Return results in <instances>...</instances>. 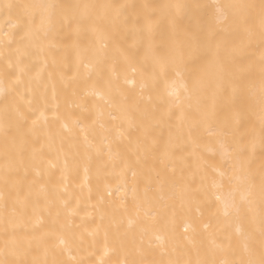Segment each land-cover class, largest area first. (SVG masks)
Listing matches in <instances>:
<instances>
[{"label": "bare ground", "instance_id": "6f19581e", "mask_svg": "<svg viewBox=\"0 0 264 264\" xmlns=\"http://www.w3.org/2000/svg\"><path fill=\"white\" fill-rule=\"evenodd\" d=\"M190 2L0 0L17 6L0 9V260L238 264L258 252L264 154L251 143L260 128L264 46L227 64L246 86L247 125L236 129L228 111L217 127L199 124L197 103L173 84L174 74H152L151 55L189 40L183 28H167L174 9L165 6ZM196 2L206 6L200 23L214 51L220 43L203 62L211 77L239 44L216 34L232 22L229 15L218 23L216 7L261 0ZM25 4L56 7L33 8L26 29L18 20ZM128 4L149 7L113 28L119 6ZM50 12L84 23L46 32ZM250 24L258 29V18ZM145 128L157 141L155 160L126 170Z\"/></svg>", "mask_w": 264, "mask_h": 264}, {"label": "snow or ice", "instance_id": "6c2138e0", "mask_svg": "<svg viewBox=\"0 0 264 264\" xmlns=\"http://www.w3.org/2000/svg\"><path fill=\"white\" fill-rule=\"evenodd\" d=\"M16 5L0 3V9L11 12ZM35 7L54 8V5H21L22 9L18 20L23 28L29 29L31 22L34 20V13L31 11ZM79 7V6H70ZM148 5L128 4L119 6V11L112 21V27L118 28L121 24H126L128 21L139 18L138 8H148ZM174 11L166 16L164 19L167 22V28L175 31L183 28L188 35V43L180 47H171L161 55H151L152 60V74L153 78L166 77L174 74L175 80L173 84L179 82L188 100H195L200 114L199 124L211 129L219 125L218 117L220 113L228 111L230 113V122L234 123L236 129L243 128L247 125V112L249 107V97L247 95L246 86L241 77L228 71L227 64L234 63L236 60H242L247 48H251L254 44L264 46V0H261L259 5L256 4H232L221 8L216 7L218 13V20L227 21L229 15L232 17V22L228 27L219 29L217 35L221 32L239 38V44L231 51V61H219L218 70L209 77L204 71L203 62L209 56H216L220 48V43L215 46L216 51L213 50L209 38L204 33L201 26V19L205 9L196 0L190 3H177L174 5L165 6ZM229 10H232L231 12ZM258 18L259 27L255 29L251 20ZM67 23L69 27L76 23L78 25L84 23L83 17H77L74 14H60L55 12L47 14V20H42L46 32L55 33L58 28L62 29ZM81 29H76V35L79 37ZM113 39L118 36L117 32H113ZM215 37H212L214 39ZM103 54L98 57V65H103ZM264 63V60H262ZM104 71L100 68V72ZM136 69H133L135 72ZM262 76H264V69H262ZM212 87L213 91L211 97L207 96L208 89ZM261 117L260 128L258 133L253 132V140L251 147L253 149L259 148L260 152L264 154V87L261 90ZM227 127V125H225ZM235 133L233 132V135ZM151 133L145 128L141 138H138L137 157L135 161L126 163V170L140 167L142 164L146 165L149 159L155 160L153 151L157 141L150 139ZM220 147L224 150L226 159L231 158V153L227 151L225 143L221 141ZM246 150V149H244ZM123 175V172H122ZM135 176V172H133ZM159 175V173H157ZM221 177L224 173H220ZM261 191L264 193V183H262ZM219 199V197H217ZM261 230L262 237L258 252H249L247 259H241L238 264H264V201L261 204ZM0 264H7L6 261L0 260ZM226 264V262H225ZM236 264V262H233Z\"/></svg>", "mask_w": 264, "mask_h": 264}]
</instances>
